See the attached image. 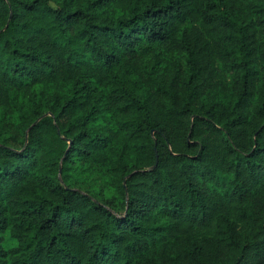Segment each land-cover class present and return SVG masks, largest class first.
Instances as JSON below:
<instances>
[{
	"label": "trees",
	"instance_id": "trees-1",
	"mask_svg": "<svg viewBox=\"0 0 264 264\" xmlns=\"http://www.w3.org/2000/svg\"><path fill=\"white\" fill-rule=\"evenodd\" d=\"M0 264H264V0H0Z\"/></svg>",
	"mask_w": 264,
	"mask_h": 264
}]
</instances>
